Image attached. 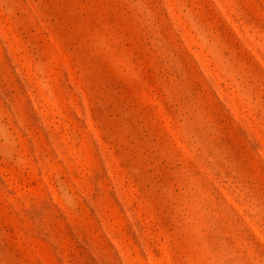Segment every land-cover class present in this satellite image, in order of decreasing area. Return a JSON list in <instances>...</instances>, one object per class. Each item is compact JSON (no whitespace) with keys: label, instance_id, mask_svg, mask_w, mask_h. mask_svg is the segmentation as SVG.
I'll return each instance as SVG.
<instances>
[{"label":"rangeland","instance_id":"rangeland-1","mask_svg":"<svg viewBox=\"0 0 264 264\" xmlns=\"http://www.w3.org/2000/svg\"><path fill=\"white\" fill-rule=\"evenodd\" d=\"M0 264H264V0H0Z\"/></svg>","mask_w":264,"mask_h":264}]
</instances>
